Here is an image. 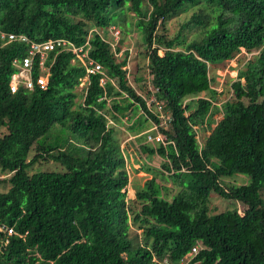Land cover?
Instances as JSON below:
<instances>
[{
  "label": "trees",
  "instance_id": "obj_1",
  "mask_svg": "<svg viewBox=\"0 0 264 264\" xmlns=\"http://www.w3.org/2000/svg\"><path fill=\"white\" fill-rule=\"evenodd\" d=\"M196 7L169 37L167 21ZM113 26L148 44L151 105L103 40ZM92 29L90 56L118 86L90 75L75 108L86 66L58 47L47 54L46 88L11 93L12 62L27 44L2 32L81 46ZM243 50L259 53L246 61ZM235 58L246 82L228 74L217 91L218 72L234 69ZM126 120L135 154L124 153L111 125ZM157 133L165 144L149 142ZM141 155L170 162L162 167L176 193ZM41 161L64 170L31 174ZM134 163L154 176L132 181ZM0 173V186H10L0 190V226L15 232L0 230V264H264V0H0ZM213 195L232 207L213 213Z\"/></svg>",
  "mask_w": 264,
  "mask_h": 264
},
{
  "label": "rangeland",
  "instance_id": "obj_2",
  "mask_svg": "<svg viewBox=\"0 0 264 264\" xmlns=\"http://www.w3.org/2000/svg\"><path fill=\"white\" fill-rule=\"evenodd\" d=\"M198 11H199V7L190 8L188 12H183L179 16L169 19L166 23V27L168 28V34L167 35L169 37H173L175 35V32L179 30L181 25L185 21H188L191 18V16L193 15V13L198 12ZM122 26L126 27L124 25V20H123ZM106 32L111 34L110 29H108ZM191 37H192V35H191ZM123 40H126V39L123 37ZM127 40L131 43V51L129 54L130 56L128 55V61L130 59L128 81H129L130 85L132 87H134L137 90V92L143 98H145L148 101V105H151L152 98L149 97L148 95H146L145 90L147 88L148 90H151L154 92V86H153V82H152V80L154 79V76L152 75V71L149 67L150 66L149 58H146V56L144 54H142V52H141V48L144 44L143 36L141 33H137L136 30L134 29L133 33L131 35L127 36ZM176 50H179V49L176 48ZM163 52L164 51L161 50V51H159V54H162ZM146 53H147V51H146ZM258 53H259V51L256 52V54H258ZM253 56H255V54ZM251 57L252 56H248V59H250ZM123 58H124V56L121 55V57L119 56L117 59H118V61H122ZM246 60H247V58H246ZM229 65H232L235 67L236 64L234 62H231ZM229 73L231 74V77H236V72L230 70ZM219 75H220L219 81L222 83L224 73L219 72ZM139 79H141V80L139 81ZM85 81H86V78H83L81 80V84L79 86H77L74 90L78 94V96L75 100V103H76L74 106L75 108L78 105H80L81 103H83V101H84V97L82 95L84 94L83 87L85 85ZM113 85L115 87L118 86L117 80H113ZM217 88H218V91H223V87H221V88L217 87ZM190 99H191V97L189 98V100ZM108 106H110V105H108ZM164 119L166 121L163 122V125L169 124V120H167V118H163L162 120H164ZM111 125H114L117 129V132H118L117 135H118V138L121 142V149L124 151V153H126V151L128 150L131 154H135L136 150L138 151V149H139L137 147V146H139V142L136 141V135L131 134L128 131V129H127L128 125H129L128 121L126 120V123H124L122 125H118V124L117 125L111 124ZM156 130H157V126L155 125L148 132L152 133L153 131H156ZM62 133H63L62 139L64 141H66L69 134L64 133V132H62ZM54 134H57V133L54 132ZM205 135L206 134L203 132L199 133L198 138L201 142H204ZM207 135H209V134H207ZM132 141H133L135 147H129L128 146L129 143ZM149 142L152 144L159 143L156 139L155 140L150 139ZM161 142H163V141H161ZM73 143L75 144V141H73ZM78 146H79V144H78ZM152 146H156V145H152ZM35 153H36L35 151H32V154L30 153L31 154L30 157H33L35 155ZM144 160L147 161V163H146L147 167L154 168V169H157L160 171L162 170L164 172L165 179H164V182H162V180H161L162 184L167 186L169 188V190L171 189L170 194L176 193L178 188L177 187L174 188L175 183L173 182V179L171 178L172 173L164 170L162 167V164L165 163V161L167 162L168 165L170 164V162L166 159L164 160L162 157H160L158 155H154L151 157L141 155L140 161H144ZM130 161L131 162L134 161L133 156L130 159ZM63 170H64L63 166H61V165H59L53 161H48V162L41 161V162L33 165L32 168H30V173L33 174V173L38 172V171H63ZM128 170L130 171V175H131L130 179L132 181H137V182L140 181V182H142V184L145 182V180L151 179L154 176L153 172H147L146 170L140 169V165L138 163H134L133 166L128 165ZM4 175H6V174L0 173V177H4ZM158 179L160 180V178H158ZM228 181H230V180H228ZM238 183H240V182H238ZM9 188H10V186L5 185V184L0 186L1 191H7ZM129 188H130V185H129ZM128 193H129V196H132L131 195V193H132L131 188H130V190L128 189ZM140 207H141V205L137 204L136 208L140 209ZM231 207H232V205L228 200H226V199H224L218 195L212 196L211 208L213 209V211H212L213 213L223 212V211L230 209ZM216 208H218L219 211H215ZM136 229L138 230L139 233H142V229L139 226L136 227ZM187 257H188V261H191V259L194 257V255L193 256L187 255Z\"/></svg>",
  "mask_w": 264,
  "mask_h": 264
},
{
  "label": "built area",
  "instance_id": "obj_3",
  "mask_svg": "<svg viewBox=\"0 0 264 264\" xmlns=\"http://www.w3.org/2000/svg\"><path fill=\"white\" fill-rule=\"evenodd\" d=\"M2 38H5V35H2ZM8 38L10 42L19 41L30 45L27 57H25L23 60H14V65L18 69V74L14 75L10 82V90L13 94L17 93L21 87L29 91H32L36 86L46 88L50 76V69L46 66L48 52L55 51L56 49H58V47L66 51L76 52L78 54L82 52V49H76V47L72 43H69L67 40H52L45 43H35L31 42L26 36H18L15 34H10ZM78 57L83 63H85V54L79 55ZM36 59L38 62L39 74L35 78L36 74L34 62ZM100 69V66L93 64V62H90L89 66L87 67V71L89 74H95ZM103 83L104 82L102 81V84ZM160 139V137L157 138V140ZM0 230L7 233L8 236H12L15 233L13 228H7L2 224L0 226ZM7 243L8 241L5 242V244ZM193 251L195 252L196 249L194 248Z\"/></svg>",
  "mask_w": 264,
  "mask_h": 264
},
{
  "label": "clouds",
  "instance_id": "obj_4",
  "mask_svg": "<svg viewBox=\"0 0 264 264\" xmlns=\"http://www.w3.org/2000/svg\"><path fill=\"white\" fill-rule=\"evenodd\" d=\"M110 30H111V34H109L108 35V37L107 38H104L103 37V40L105 41V42H107V43H109V45L111 46V49H112V52H113V54H114V56L116 57V60L118 61V57L120 56L121 57V55L122 56H124V58L122 59V61H118V63L119 64H122L123 63V61L124 60H126L125 61V65H123L122 66V68H123V70H125V71H127V78H128V76H129V61H130V59H129V61H128V55L130 54V51H131V43L127 40V36L125 37V39L126 40H123V31L121 30V29H118L116 26H113V27H110L109 28ZM93 32H94V30L92 29L91 31H90V33L88 34V36H87V39H86V41L81 45V46H77V45H75L73 42H72V44L76 47V49H82V52L81 53H76V52H73V51H67V52H70V53H72V54H74L75 55V59L72 61V63H77V64H82L83 62L81 61V59L78 57L79 55H83V54H85L86 55V57H85V63H83V64H85V66H86V70H87V67L89 66V63L90 62H93V64H95V65H99L100 66V70L98 71V72H96L95 74H89L88 73V71H87V74H86V76L84 77V78H86V81H85V84L89 81V78H90V75H96V74H101L102 75V78H101V80H100V84H101V86H103L104 87V85L107 83V82H112L113 83V80H115V79H112V78H110L109 76H108V74H107V71L105 70V68H104V66L103 65H101L100 63H98L97 61H95L91 56H90V50H91V40H92V38H93ZM100 33H101V31H99ZM137 32V31H136ZM10 34H15V33H10ZM10 34H6V33H4V32H2L1 33V38H2V35H5V38H2V39H4V40H7V42L8 43H10V41H9V35ZM15 35H18V36H26L31 42H34V41H32L26 34H15ZM129 36V35H128ZM143 39H144V44H143V46H142V48H141V52H142V54H144L145 56H146V58H149V56H148V54L146 53V49L148 48L147 47V43H146V41H145V38H144V36H143ZM12 42V41H11ZM14 42V41H13ZM35 43H37V42H35ZM39 43H45V42H39ZM27 44V43H26ZM153 47H156V44L154 45L153 44ZM30 49V45L29 44H27V51H26V56H24V57H17V58H15V59H20V60H23L25 57H27L28 56V50ZM159 51H161V50H159ZM159 51H158V55H159V57L160 56H162L163 54H164V52L162 53V54H159ZM256 50H254L253 52H251V53H249V52H246V51H242V55L244 56V57H246L247 58V60L246 61H248L249 59H248V56H253L254 54L255 55H257L256 54ZM130 56V55H129ZM14 59V60H15ZM237 58H235L232 62H234L236 65H235V67H234V69H232V71H234V72H236V77H232L234 80H240L241 82H243V83H245L246 81H245V79L244 78H238V70H237V63H236V60ZM14 60H13V62H12V65H13V67H15L16 68V66L14 65ZM77 60H79V62H77ZM36 61H37V59H36ZM245 61V62H246ZM47 62V61H46ZM149 62H150V59H149ZM151 63V62H150ZM34 66H35V62H34ZM49 69H50V75H51V68H50V66L47 64L46 65ZM92 66V65H91ZM93 67V66H92ZM149 67H151V64H150V66ZM229 69L228 70H226V71H223V70H220L219 72L220 73H224V77H223V82L221 83L220 81H219V77H220V75H219V72H218V74H217V77H216V79L221 83L220 84V86H218V87H222V84L224 83V81H225V78H226V76L228 75V74H230L229 73ZM16 74H18V69L16 68V72L12 75V77L14 76V75H16ZM230 76H231V74H230ZM36 78V77H35ZM49 78H50V76H49ZM102 81L104 82L103 84H102ZM85 86V85H84ZM214 89H216L217 91H218V88L217 87H214ZM157 90L156 89H154V92H156ZM222 92V91H221ZM207 96V94L206 93H204V94H201L200 96H198V97H196V98H207L206 97ZM153 100V99H152ZM158 111H161V110H158ZM162 113V112H161ZM161 118H167L168 119V117L166 116V115H161ZM164 121H166L165 119H164ZM195 129H197L196 127H195ZM206 134H209V132H207ZM158 137H160L161 139L160 140H157V138ZM149 138V140L151 139V140H157L159 143H163V144H165L166 143V136L165 135H163V134H161V133H157V134H155V136H153V135H151V136H149L148 137ZM161 141H163V142H161ZM194 249V248H193ZM193 249H192V252L189 254V255H192V254H195V253H197V248H195L196 249V251L194 252L193 251Z\"/></svg>",
  "mask_w": 264,
  "mask_h": 264
}]
</instances>
